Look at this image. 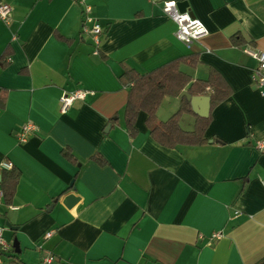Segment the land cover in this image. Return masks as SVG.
Instances as JSON below:
<instances>
[{
  "label": "crops",
  "instance_id": "obj_1",
  "mask_svg": "<svg viewBox=\"0 0 264 264\" xmlns=\"http://www.w3.org/2000/svg\"><path fill=\"white\" fill-rule=\"evenodd\" d=\"M0 1L12 7L11 19L0 20V184L3 161L20 174L11 203L0 201L10 243L2 264H43L47 252L54 264L264 258V152L256 146L264 97L253 82L258 62L244 51H264V0H187L186 11L207 28L190 44L163 10L169 0H87L103 27L98 53L78 0ZM189 54L200 60L181 65L193 81L214 69L230 93L213 103L187 86L210 102L194 104L182 91L164 98L157 118L167 120L186 97L194 113L180 125L190 131L197 116L210 117L207 141L163 145L145 111L131 135L126 71L144 74ZM79 88L93 93L62 112V94ZM27 122L36 129L20 142ZM69 194L77 197L72 206L64 203Z\"/></svg>",
  "mask_w": 264,
  "mask_h": 264
},
{
  "label": "trees",
  "instance_id": "obj_2",
  "mask_svg": "<svg viewBox=\"0 0 264 264\" xmlns=\"http://www.w3.org/2000/svg\"><path fill=\"white\" fill-rule=\"evenodd\" d=\"M233 41L239 43L237 36L233 37ZM199 62V57L196 54H189L144 74L133 70L126 71L125 80L130 87L125 116L131 135L137 133L136 121L140 111H145L148 114L147 125L151 134L163 145L201 144L207 141L205 132L209 126L210 117L197 116L195 127L190 131L183 129L180 125L184 113H194L190 101L186 97H182L179 109L167 120L159 121L157 118V111L164 98L180 95L187 86L188 92L192 95L210 93L213 103H217L228 96L230 93L229 86L220 73L214 69L210 70L207 79L193 81L192 76L181 68L182 64L194 68ZM65 154L69 157L71 155L67 151ZM19 175L14 167L3 170L1 185L7 204L12 201ZM256 264H264V258Z\"/></svg>",
  "mask_w": 264,
  "mask_h": 264
},
{
  "label": "built area",
  "instance_id": "obj_3",
  "mask_svg": "<svg viewBox=\"0 0 264 264\" xmlns=\"http://www.w3.org/2000/svg\"><path fill=\"white\" fill-rule=\"evenodd\" d=\"M83 7V31L89 34L95 43V53H98V47L101 42V36L103 34V27L98 19L93 15V8L88 4L87 0H78ZM163 10L166 14L170 15L177 24L176 36L179 40L186 44H190L193 41L201 38L207 33V28L201 20L191 15L188 11H182L178 7L176 0H169L164 2ZM12 7L10 4L0 1V20L8 22L11 19ZM244 51L251 57L257 60L258 65L254 70L253 82L255 87L260 90L261 95L264 97V51L247 45ZM88 93H93L92 90L79 88L73 91H65L61 98V111L66 112L75 103V101L84 99ZM36 129V126L32 122H27L23 125L18 138L20 142H26L29 136ZM257 148L264 152V140L256 142ZM13 163L11 161H3V169H11ZM4 197L2 186L0 184V201ZM4 228L0 226V264H2V254H6L10 249V243L5 239L3 235ZM54 230H50L46 233V237L52 236ZM213 238H221V232H214ZM57 260L55 254L47 252L42 259L43 264H54Z\"/></svg>",
  "mask_w": 264,
  "mask_h": 264
},
{
  "label": "water",
  "instance_id": "obj_4",
  "mask_svg": "<svg viewBox=\"0 0 264 264\" xmlns=\"http://www.w3.org/2000/svg\"><path fill=\"white\" fill-rule=\"evenodd\" d=\"M178 7L182 10V11H185L187 9H189V3L187 0L185 1H178ZM182 95H186L187 98L189 100H191L192 102H194V104H199V98H203V102L205 104L210 102V98L207 97V96H202V97H192L187 91H183L182 92ZM203 110H201V112H199L201 115H207V109L205 108V105L204 107H202ZM77 201V197H75L74 194H69L67 196H65L64 198V203L67 205V206H72L75 202ZM15 245H17V241L15 242Z\"/></svg>",
  "mask_w": 264,
  "mask_h": 264
}]
</instances>
